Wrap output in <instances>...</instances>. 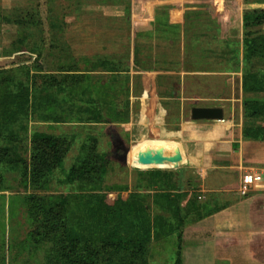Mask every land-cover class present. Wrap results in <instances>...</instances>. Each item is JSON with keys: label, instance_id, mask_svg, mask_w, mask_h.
Here are the masks:
<instances>
[{"label": "rangeland", "instance_id": "obj_1", "mask_svg": "<svg viewBox=\"0 0 264 264\" xmlns=\"http://www.w3.org/2000/svg\"><path fill=\"white\" fill-rule=\"evenodd\" d=\"M178 8L179 0H0V263L9 255L54 264L59 226L49 232L45 214L54 208L64 209L58 221L78 219L84 236L124 234L128 250L108 251L115 259L143 245L148 264H172L184 252L180 226L183 232L222 206L215 193L204 197L197 174L182 167L185 158L162 155L160 146L168 153L176 147L159 140L167 121L190 119L191 107L152 101L156 76L142 73L177 68ZM226 63L227 72L264 76V50ZM257 92L246 99L264 105ZM35 132L54 135L65 149L62 164L41 176L34 173ZM83 163L92 174L68 182L69 169ZM34 201L42 207L37 218Z\"/></svg>", "mask_w": 264, "mask_h": 264}, {"label": "crops", "instance_id": "obj_2", "mask_svg": "<svg viewBox=\"0 0 264 264\" xmlns=\"http://www.w3.org/2000/svg\"><path fill=\"white\" fill-rule=\"evenodd\" d=\"M261 8L263 0H179L177 68L142 71L145 78L152 74L178 81L168 86L155 78L152 101L156 103L182 100L184 108L218 106L224 110L219 120L182 117L167 121L165 135L159 139L176 144L169 153L160 146L162 155L177 157L171 160L176 163L185 158L182 167L197 174L204 197L215 193L222 204L184 229L183 264H264V176L241 190L245 173L264 175V139L244 135L246 127L264 126V119L244 114L242 99L264 91L244 88L242 72L225 70L226 61L244 60V12ZM180 134L188 135L185 141L179 140Z\"/></svg>", "mask_w": 264, "mask_h": 264}, {"label": "trees", "instance_id": "obj_3", "mask_svg": "<svg viewBox=\"0 0 264 264\" xmlns=\"http://www.w3.org/2000/svg\"><path fill=\"white\" fill-rule=\"evenodd\" d=\"M243 26H244V60H248L253 56H256L258 52L264 50V34L261 33L262 26H264V8L254 9L250 11H245L243 14ZM260 38V40H258ZM253 79V80H252ZM244 88L251 90H262L264 91V76L257 75L256 73H248L244 76ZM254 98L245 99L244 104L251 101L252 112L249 115L256 116L259 115L261 110H264V105H259L258 101ZM244 135L253 138L264 139V127H246L244 129ZM32 143L36 154L34 155V170L36 174L43 175L45 171H50L60 166L64 159L65 149L61 140L52 134L45 132H35L32 135ZM94 168L89 163H83L80 167L73 166L69 169L66 174V180L68 182H74L77 179H83L88 177ZM45 174V173H44ZM60 204L63 208L67 197H62L60 199ZM38 206L37 202H33V210L35 211V217L37 218ZM199 210V209H198ZM64 213V209L49 210L46 212L47 224L50 226L49 232L55 233L53 228L59 226L57 243L59 247L56 249L59 253L56 257L51 259V263L54 264H148L144 256V246L140 245L136 249H132L130 256L125 259L126 254L122 256L121 259H115L108 255L109 249L114 247L115 249H127L130 244L129 240L124 237V234H119V239L115 240L113 230H105V232L99 233V235L88 234L86 236L82 235L78 226L80 222L78 219L71 223H67L65 219L58 221V215ZM204 214L202 213V218ZM62 217V216H61ZM67 215H64V218ZM199 218V219H200ZM87 219V218H86ZM100 219L106 224V215ZM193 222V221H192ZM185 226L182 224L180 226V235L178 239L181 240V235ZM91 233V232H89ZM140 244L141 241L138 240ZM56 253V254H57ZM55 256V255H54ZM0 264H22L11 260L9 255L2 258ZM172 264H183L182 256L178 253Z\"/></svg>", "mask_w": 264, "mask_h": 264}, {"label": "water", "instance_id": "obj_4", "mask_svg": "<svg viewBox=\"0 0 264 264\" xmlns=\"http://www.w3.org/2000/svg\"><path fill=\"white\" fill-rule=\"evenodd\" d=\"M224 117V110L218 106H195L191 108L192 119H213L219 120ZM169 160H175L177 157L168 158Z\"/></svg>", "mask_w": 264, "mask_h": 264}, {"label": "built area", "instance_id": "obj_5", "mask_svg": "<svg viewBox=\"0 0 264 264\" xmlns=\"http://www.w3.org/2000/svg\"><path fill=\"white\" fill-rule=\"evenodd\" d=\"M263 174L262 173H252V172H247L243 175L242 179V185H241V190L245 191L248 190L249 185L253 184L254 182L262 181L263 180Z\"/></svg>", "mask_w": 264, "mask_h": 264}]
</instances>
